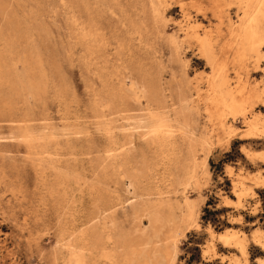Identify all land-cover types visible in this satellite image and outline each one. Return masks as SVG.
Listing matches in <instances>:
<instances>
[{
    "label": "rangeland",
    "instance_id": "374dc122",
    "mask_svg": "<svg viewBox=\"0 0 264 264\" xmlns=\"http://www.w3.org/2000/svg\"><path fill=\"white\" fill-rule=\"evenodd\" d=\"M162 1L164 2L158 1L162 16V19H160L162 21L158 23L161 27L160 31L153 30L150 26L148 28L147 23L151 25L153 20L144 19L145 15L143 14L139 19V21L141 20L142 29L133 31L130 27L129 33L132 34L125 35L123 27H121V25L123 26L121 16L119 19L118 14H110L109 10L105 12L107 8H104L103 13L102 9L96 5V0H0V264L52 263L50 260L51 252L56 245L58 214L47 190L41 186L42 181L38 179L36 168L33 165V163L38 162L36 160L43 161V164L51 159L59 160L62 163L67 160L72 162L77 160L78 162L76 161V165L73 167L76 172H80L84 165L91 188L103 187L104 189H110L111 192H118L116 194L122 196L123 202L120 204L122 208L116 207V217L125 230L132 227L130 218L132 215L130 211L131 202L123 191L124 185L128 181L126 179L122 180L124 178L123 170L117 172V174L114 173V170H111V160L109 161L106 155L109 143L106 140L105 133L100 131L103 124L111 122L112 115H109L108 112H104L106 113L104 114L102 110L105 105L110 103L108 96L111 95V92H118V89L122 88L121 85L124 84L122 81L125 77H128V86H131L130 78L134 77L135 79L137 77L139 80L141 79L138 68L144 66V70H149V68L156 70L160 65L166 67L164 73L165 84L171 81L172 73L175 72L179 80L183 79V83H187L188 80L194 86L198 85L202 88V95L197 99L194 90L192 92L193 102L197 100L192 103V110L193 113H196L194 115H196L197 123H201L200 133L205 134L204 132H206L205 135L210 141L208 147L200 145L201 188L199 192L191 193L190 197L194 200L202 199V202L199 203L195 224H192L179 243L176 264H236V257H240L239 261L245 263L246 259L241 256L239 250L225 248L219 241L218 234L228 229L237 230L246 239L250 264H259L257 259H264L263 249L254 242L253 238L256 231L264 234V187L257 185L258 178L264 179V160L248 158L244 153L246 150L254 157H257L260 153L264 154V138L260 140L243 138L250 130V121H253L260 113L264 117V105L261 101L253 98L250 101L252 105L250 102L246 103L247 105L243 103L244 108L246 107V110L244 109L246 115H239L238 119H234L229 115L230 113H226L224 119L218 116L213 117L212 113L216 112V109L209 106V98L206 94L207 80L210 73H212V67L201 56L200 44L192 33L194 29L199 34H203L204 28L216 29L218 26L217 20H212L210 24L201 21L200 5L204 4L203 6L207 7L211 14L212 8L209 7H213L214 2L217 1L219 4L221 3L226 12H229L226 15L233 22L238 23V15L242 13L240 2L239 0H237V3L236 0L229 2L226 0H202V2L201 0L200 2L199 0ZM192 2L194 4L196 2V7H193L195 5L191 4ZM143 5L146 11H150L151 0H141L140 6ZM87 10H90V15ZM148 15H150L149 12ZM163 18L166 20L164 21ZM108 19H110V22L113 20L114 23H109ZM144 20L148 21L144 22ZM226 20L225 24L221 26L222 38L218 40L216 51L220 55H218L220 59L223 57L221 59L223 71L227 70L225 73L236 87L237 100L245 102V97H248L247 94L250 93L249 96H252L255 93V88L258 91L264 89V47L262 48L260 61L257 60L255 54L250 53L245 61L246 63L244 62L242 66H238L233 61V53H228V57L222 55V47L228 38L226 32L229 28L228 20ZM195 22L196 24H194ZM92 29L97 31L96 34L90 31ZM116 33L119 34V37H122L119 38ZM214 34L217 37L215 31ZM135 40L137 41L135 42ZM144 40L145 42H143ZM171 40L172 42H170ZM147 43H150V45ZM254 58L256 61H254ZM111 59L113 60L111 61ZM150 64L152 67H150ZM124 65L127 67H124ZM117 72L124 75L119 74L117 77ZM193 85L192 88H194ZM130 86L127 88H130ZM237 88L239 89L237 90ZM239 90L246 92L239 95ZM168 91L167 94L170 96L171 93ZM101 92L102 95L100 96ZM103 96L106 100L102 98ZM174 98L169 99L168 106H173L176 103ZM200 99L202 102H200ZM144 104H147L145 100ZM173 108L171 107L170 111L174 117ZM116 113H113V122L115 121L113 123L115 128H113L117 130L115 132L121 138L134 135V139L140 141L138 118H142L144 112L137 111L128 113L129 115L127 113H124L125 115L119 112ZM121 118H123V121ZM132 119H134L133 122ZM97 120H99L98 123ZM226 122V128L232 127L233 129L230 133L229 131L226 133L224 126H222ZM19 126L21 129L23 128L22 131H20ZM24 131H28L30 135ZM178 133L177 151H186L189 147V141H185L183 135H181L182 133ZM23 134L28 135L29 138L31 137L34 143H47L45 153H37L38 149L36 148L30 149L25 141L20 139ZM54 134L56 140L60 142L58 151L54 142L51 141ZM86 136H88L87 142H85ZM68 140L72 143L74 155H70V151L66 147ZM219 143H222V145ZM204 159L207 160L205 165L201 164ZM169 161L167 156L159 155L155 157V160H147V164L152 168V171L148 173L149 183L145 186L149 187V189L147 187L146 189L150 192L153 191V196L147 194L146 197L151 202L164 201L165 199V201H172L173 199H175L173 201H177L183 197V187L172 188L174 184H171L173 181L170 178L169 168L174 166L176 162L174 164L172 158H169ZM144 168L145 161L142 160L134 166L137 171ZM205 171L206 173H204ZM229 171H232V173ZM111 172L113 174H108ZM115 175L121 180H116ZM240 183H243L244 186H241ZM170 185L172 186L170 187ZM240 190H244L247 194L239 197L237 193ZM157 193H161L162 196ZM154 197L158 199L154 200ZM226 199L237 203L228 206L226 205ZM85 215V212L78 214L81 221H77V229H82L84 225H89L94 220V217H92L91 221H85L83 219ZM143 222L146 225L149 224L147 218H143ZM210 243L215 247L210 248ZM112 247L113 244L108 243V248L111 249ZM66 258L67 253L65 252L59 264H63Z\"/></svg>",
    "mask_w": 264,
    "mask_h": 264
},
{
    "label": "bare ground",
    "instance_id": "6f19581e",
    "mask_svg": "<svg viewBox=\"0 0 264 264\" xmlns=\"http://www.w3.org/2000/svg\"><path fill=\"white\" fill-rule=\"evenodd\" d=\"M158 1L164 2L162 0H158ZM158 1L151 0L150 11H148V10L146 11L144 5L140 6L141 0H96L97 4L96 3L95 4L98 7H100L102 9V11L104 10V8H107L106 9L107 11L105 10V12H108V10H109L110 14H114V15L118 14L119 19L121 16V20H122L121 22L123 24V26L121 25V27H123L125 35H128V34L130 35V34H132V33H129L130 29H131L130 27H132L133 31H139L140 29H142V24L140 23L141 20L139 21V19L143 14L145 15L144 19H149V20L152 19L153 20V21H151V25L150 24L148 25V23H147V27L149 28V26H150L151 29L160 31L161 27L158 25V23L160 21H162V20H160V19H162V16H161V12H160L161 8L159 7L160 3ZM193 1H196V0H193ZM226 1L229 2L232 0H226ZM199 2H200V0H199ZM201 2H202V0H201ZM209 2H211V1H209ZM212 2H214V1H212ZM239 2H240V10L242 11V13L238 15V21H237L238 23L233 22L232 19L228 15H226L227 13L229 14V12H226L222 8L221 3L219 4V2L216 1V3L214 2L213 7L208 6L209 8H212L211 14L209 13V9L205 6H203L204 4L202 6L200 5L201 21H206V22H209L208 24H210L212 22V20H217L218 26H217V24L213 23L214 25L217 26L216 29L214 28L215 29L214 30L213 28H208V27L204 28V30H203L204 32L202 31L203 34H199L194 29L192 30L194 37H196V39L198 40V43L200 44L201 56L204 59H206L208 61L207 64L211 65V67H212V73H210V77H208V80H207L206 94L208 95V98H209V103L208 102L207 103L210 104L209 106H212L213 108L216 109V112L212 113V116L213 117L218 116L219 118H223V119H224V117H226L225 116L226 113H230L229 115L232 116L234 119H236L239 115H242V116L246 115V112H245L246 107L244 108V104L250 102L253 98L257 99L258 101H261L264 105V89L258 91L255 88V93H253L252 96L251 95L249 96L250 93L247 94L248 97H245L246 98L245 102L241 101L242 102L241 103L237 100L236 87H234L233 83H231L229 76L225 73V72H227V70L223 71V67H222L223 63L221 62V59L223 57L220 59V57H219L220 55L217 54V51H216V48H217L218 43H219L218 40H219V38H222L221 32H223V31L221 30L222 29L221 26L225 24V19H227L229 29L227 30L228 32H226V31L225 32L228 33V36H227L228 38L225 36L227 38V40H225L226 42L222 47V50H223V52L221 51L223 53L222 55H224L225 57H228L227 56L228 53H233V55H232L233 61L235 63H237L238 66L239 65L242 66L244 64V62L246 61V59L248 58L250 53L255 54V56H257V60H259V61L262 58L261 52H262V48L264 47V0H239ZM148 3H150V2H148ZM168 3L170 4V1ZM222 3H224V2H222ZM236 3H237V0H236ZM74 4H76V3H74ZM191 4H194V3L192 2ZM195 4H196V2H195ZM200 4H202V3H200ZM230 5H232V4L230 3ZM230 5H228V6H230ZM197 6H199V5L197 4ZM162 7H163V5H162ZM171 7H172V5H171ZM193 7H196V5ZM197 10H198V7H197ZM87 12L90 15V10H87ZM148 12L150 15H148ZM103 13H104V11H103ZM107 17H108V15H107ZM113 19H115V18L113 17ZM165 20L166 19H164V21ZM108 21H109V23H112V22L114 23L113 20H111V22H110V19H108ZM142 21H143V18H142ZM146 21H148V20H146ZM146 21L144 20V22H146ZM194 24H196V22ZM103 28H104V26H103ZM93 29H94V27H93ZM93 29L90 31H92L93 34L94 33L96 34L97 31L93 30ZM109 29H108V31H110ZM143 31H144V29H143ZM214 31L217 33V37H215ZM111 33H113V32H111ZM120 33H122V32H120ZM137 33H135V34L137 35ZM186 34L188 35V33H186ZM114 35H115V33H114ZM118 35L119 34H117V36ZM111 36H110V40H111ZM76 37H77V35H76ZM121 37H119V38H121ZM225 37H224V39H225ZM100 38H101V36H100ZM100 38H99V40H100ZM83 39H84V37H83ZM114 40H116V39H114ZM173 40H175V39H173ZM122 41H120V42H122ZM136 41L137 40H135V42ZM106 42H108V41L106 40ZM131 42H132V40H131ZM139 42H141V41L139 40ZM143 42H145V40ZM170 42H172V40ZM175 42H177V41L175 40ZM223 42H222V44H223ZM101 43L103 44V42H101ZM182 43H183V41H182ZM147 44L150 45V43H147ZM222 44H220V46H222ZM107 45H108V43H107ZM110 45H111V43H110ZM117 45H119V44H117ZM193 45L195 46V44H193ZM124 47H125V45H124ZM171 49H173V48H171ZM89 53H90V51H89ZM119 54H121V53L119 52ZM116 56H118V55H116ZM121 58H122V56H121ZM116 59H118V58H116ZM252 59H253V57H252ZM112 60L113 59H111V61ZM224 60H226V59H224ZM227 60H228V58H227ZM156 61H157V59H156ZM226 61H225V63H226ZM233 61H232V63L234 64ZM254 61H256L255 58H254ZM120 62H121V59H120ZM154 63H155V61H154ZM229 63H230V61H229ZM255 63H257V62H255ZM118 66H121V65H118ZM125 66L126 65H124V67ZM169 66H170V64H169ZM143 67H140V69L138 68V73H139V75H141L140 80L136 76L135 77L138 80L136 78H135L136 79L135 80L134 77L130 78L131 86L129 85L130 88H127V87H129L128 86V77H125L124 80L122 81L124 84L122 83L123 84V85H121L122 88L120 87L121 90H120V88L119 89L116 88L117 87L116 86L115 88L118 89L119 91L118 92L112 91L111 95L108 96L110 103L108 105L103 104L105 106H104L102 112L103 113L108 112L109 115H112L111 116L112 118H110L111 122L108 121L109 123L103 124L102 129H100V131L105 133V135L107 137L106 140H108V143H109V146H108L109 148L107 149L106 155H107V159L109 161L111 160L110 161L111 170H114L115 174H117V172L123 170V177L124 178H122V180L124 181V179H126L128 181L127 183H125V185H124L125 188L123 189V191L127 195L126 197L127 198L129 197V199H130L129 201L131 202L130 211L132 213L131 212L130 213L132 215L130 218L132 220L131 221L132 227H130V229L125 230L123 228V226L121 225V223L118 221V218L116 217L117 216L116 215V207H121L120 204H121V202H123L122 196L117 195L116 193H118V192L114 193V192H111L110 189H104L103 187H100V188L98 187V189L95 187L91 188L90 183L88 182V176L86 174V169H84V165H83L82 170H80V172H76V169L73 167L74 165H76L77 160L76 161L73 160L74 162H72L71 160H67L65 163H62L59 160H52L51 159V160L46 161V164H43L42 163L43 161L41 162L39 160H36L38 162L33 163V165L36 168L38 179H39V181H42L41 186H43V188H45L47 190L48 196L52 200V203L54 204V206L56 207L57 214H58L57 215V217H58L57 218L58 219V229H57V235H56V245L54 246V248L51 252V260H50L52 262L51 264H59V261H60V259H63V255H65V252L67 253V258L65 259L63 264H176L177 259H178L179 243H180L181 239L186 235L187 231L190 229L192 224L193 225L195 224L194 222L196 221L197 216H198L197 210H198V207L200 206L199 203L202 202V199L194 200L190 197V194L194 193V192H199L200 188H201V184H200V175L201 174H200V172L202 170L200 171V145H202L203 147H208L210 145V141L207 138V136L205 135L206 132H204L205 134L200 133V124L201 123L200 124L197 123V119H195L196 115H194L196 113H193V110H192V103L197 101L196 100L193 102L192 92L194 90L195 95H196V99H197V98L201 97V95H202V88H200L198 85L194 86L191 82H188V80H187V83H183V79L179 80L177 78V76L175 75L176 74L175 72L172 73L171 81L168 84H165L164 73H165L166 67H164V65H160V67L156 70H154L152 68L151 69L149 68V70H144ZM150 67H152L151 64H150ZM130 69H131V67H130ZM120 70H122V69H120ZM171 70H173V69H171ZM103 72H104V70H103ZM108 74H109V72H108ZM119 74H121V73L116 74L117 77ZM121 75H124V74H121ZM139 75H137V76H139ZM103 80H104V78H103ZM113 82H115V81H113ZM117 82H118V80H117ZM103 83H101V84H103ZM165 85H167V86H165ZM192 85L194 86V88H192ZM238 89L239 88H237V90ZM168 90L171 93L170 96L167 94ZM240 90L238 91L239 95L246 92L244 90H242V91H240ZM104 93H105V91H104ZM101 95H102V92H101L100 96ZM174 96H175V98H174ZM243 96H245V95L243 94ZM172 97L174 98V102H176V103L173 106H168L169 105L168 104L169 99ZM102 98L105 99L104 96ZM144 100L147 103L146 105L144 104ZM107 102H108V100H107ZM200 102H202L201 99H200ZM104 103H106V102H104ZM205 105H207V104H205ZM251 105H252V103H251ZM171 107L172 108L174 107L173 108L174 117L172 116V112L170 111ZM137 108H139V109H137ZM97 109L99 110V108H97ZM137 111L144 112L142 118H138L139 119L138 120L139 121L138 129H140V132L138 134L140 135V138H141L140 141L134 139V135L132 137H128V138L123 137L124 139L121 138L116 133L117 130L114 129L115 127L113 126V123L115 122V121L113 122V116H114L113 113L119 112V113H123V114L124 113L128 114V113H135ZM106 113H104V114H106ZM73 114H75V113H73ZM127 117H129V116H127ZM121 119L123 121V118H121ZM129 119H131V118L129 117ZM214 119H216V118H214ZM216 120H214V121H216ZM98 121L99 120H97L96 122L98 123ZM133 121H134V119H132V122ZM72 123H75V122H72ZM217 123H218V121H217ZM249 125H250V130L248 131V134L245 137H243V135L245 133L242 135V137L244 139L260 140V139L264 138V117H263L262 113L258 114L253 121H250ZM222 126H224L226 133H227V131H229V133H230L233 130L232 127L226 128L227 122L224 123ZM132 127H134V126L132 125ZM61 128H63V127H61ZM118 128H119V126H118ZM123 128H126V127H123ZM129 128H130V126H129ZM19 129H20V131H22L23 128L21 129V127H20ZM115 130H116V132H115ZM17 131H19V130H17ZM131 131H132V129H131ZM222 131H223V127H222ZM24 132H26V131H24ZM178 132L182 133L181 135H183L185 141H189V144H188L189 147L186 151H183V150H180L179 152L177 151V148H178L177 133ZM129 133H133V132H129ZM17 134H18V132H17ZM224 134H223V136H225ZM29 135H30V133H29ZM64 136H66V135H64ZM178 137H180V136L178 135ZM30 138L28 135L23 134L20 139L25 141V143L27 144V146L30 149H34V148L38 149L37 153H40V154L45 153L44 150H46V148H47V143H45V144H43V143L39 144V142L34 143L33 139L32 138L30 139ZM52 139L53 140H51V141L54 142L55 147H57L56 150L58 151V146L60 145V142L58 140H56L57 138H56L55 134L52 135ZM87 139H88V136H86L85 142H87ZM23 141H22V144H23ZM226 142H227V140H226ZM220 145H222V143ZM66 147L70 151V155H74V148L72 147L71 141L68 140L66 142ZM201 153H203V152H201ZM244 153L247 155L248 158H251V159L257 158L260 160H264V154L263 153H260V154L256 153V154H258L257 157L256 156L254 157L252 154H250V152H248L246 150L244 151ZM158 155L159 156H167L168 161H169V158H172L174 164L176 162L175 165L173 164L174 166H171V168H169L170 173H171L170 178L173 181V183H171V184H174V186L170 185V187L171 186H172V188L173 187H175V188L176 187H183L184 191L182 193L183 197L181 200L179 199L177 201H173L175 199H173V200L171 199L172 201H165L166 200L165 199L164 201L160 200V201H156V202H151L149 200V198L146 197L147 194L149 196H151L153 194L152 193L153 191L151 190L152 192H150L149 190L146 189L147 186H145V184L149 183V174L148 173H150L152 171V168L149 167L147 164V160H155V157ZM140 160L145 161V168L141 169L140 171H137L134 169V166ZM169 162H171V161H169ZM201 162H203L201 164L205 165L207 160L204 159ZM164 163H166V162H164ZM165 165H163V166H165ZM168 166H170V165H168ZM203 167H205V166H203ZM110 168H109V170H110ZM100 169H101V167H100ZM166 171H167V169H166ZM206 171L204 173H206ZM229 172L232 173V171H229ZM108 174H113V173L111 172ZM117 177L115 175L116 180L117 179L121 180V178H117ZM108 180L109 179L107 178V181ZM97 185H98V183H97ZM240 185L244 186L243 183H240ZM257 185L264 187V179L258 178ZM147 188L149 189V187H147ZM158 191H159V189H158ZM157 194L159 196H162L161 193H157ZM178 194H179V192H178ZM237 194L239 195V197H243L247 193H245L244 190H240V191H238ZM156 197H157V195H156ZM114 198H116L117 200L116 199L114 200ZM87 199H88V201H87ZM156 199H158V198H155L154 200H156ZM87 202H89V203L87 204ZM236 203L237 202H234L230 199H226V205H228V206H230L232 204H236ZM75 211H77V212L75 213ZM84 212L86 213V215L83 216V219L85 221H91L90 219L92 217H94V220L91 223H89V225L88 224H86V226L84 225L82 229H77L76 228L77 221H79V220L81 221V219L78 218L79 217L78 214L84 213ZM143 218L148 219V222H149L148 225H146L143 222ZM218 238H219V241L223 244V246L225 248H233V249L239 250L241 256L246 259L245 263H241L239 261L240 257H236V259H235L236 264H250V262L248 261V258H249L248 244H247L246 239L242 235H240V232H238L237 230H234V229H228L225 232L218 234ZM253 238H254V242L258 246H260L264 251V234L262 232L256 231L253 235ZM108 243L113 244V247L111 249L108 248ZM209 246H210V248L215 247L212 243H210ZM257 262L259 264H264V259L259 258V259H257Z\"/></svg>",
    "mask_w": 264,
    "mask_h": 264
}]
</instances>
